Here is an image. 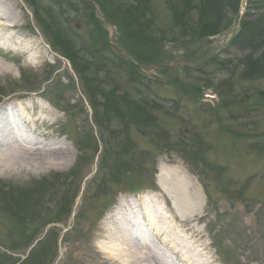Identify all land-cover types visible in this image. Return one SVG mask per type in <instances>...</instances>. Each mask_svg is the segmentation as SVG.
Instances as JSON below:
<instances>
[{
  "label": "rangeland",
  "instance_id": "1",
  "mask_svg": "<svg viewBox=\"0 0 264 264\" xmlns=\"http://www.w3.org/2000/svg\"><path fill=\"white\" fill-rule=\"evenodd\" d=\"M2 1L10 3L13 10L12 20L21 25L17 26L18 30L12 32L16 43L25 47L26 42L33 48L38 47L36 52H41L42 57L38 64H33L25 58L15 59L0 55V62L13 70V73H0V104H8L16 95L29 97L42 94L55 107V113L60 116L58 119L62 126L60 130L48 131L52 133L49 136L40 135L42 145L62 142L70 148L73 155L59 168L46 162L29 164L22 161L20 156L16 159L21 160V164L18 165L17 162L11 170L0 164V264L7 261L3 259L4 249L12 246V251L17 250L16 258H21L25 252L27 254L28 245L32 244L28 238L38 235L43 239L48 230V236L46 235L37 250L38 253L34 255L33 264H123L112 258H102L98 250L108 247L107 250L110 251L112 248L116 250L124 246L95 241L93 233L96 228H91L90 221L86 218H94L96 215L98 217L105 206L110 204L108 202L113 196L115 200L122 192L123 196L128 197L129 193L125 191L124 184L117 185L121 180L131 179L135 187L138 188L139 185L144 190L152 182L153 186L157 187L158 174L165 177L164 189L175 197L177 211H183L184 203L178 196V182L175 180V170L178 167L188 173L205 170L209 191L207 193L200 188L202 193H199V198L202 199L203 206L199 205L197 211L201 214L197 216L198 212L194 214V210L187 211L186 208L181 214L185 219H182V216L176 218V224L188 231L196 228L202 232L201 237L210 243L211 254H215L221 264L225 261L229 264H264V138L253 136L254 133L258 136L264 132V111H242L238 104L231 105V96L226 93L225 96H219L215 106L218 107L216 116L213 111L215 107H211L204 100L201 101V98L193 99L190 96L194 89L206 88L208 84L215 91L219 86H232L237 101L242 92L264 90V79L247 74L253 69V60L261 58L264 62V42L261 44L263 46H259L258 42L255 45L254 42L247 44L244 49L226 48L227 40L235 38L237 34L244 38L249 32H253V28L257 32L261 30L264 34V24L260 19L256 20L259 17V11L253 6L256 2L252 1V6L247 0H219L213 3L212 11H209V8L206 11L210 15H219L212 19L215 23L222 24V34L209 41L200 37L193 38L186 44L185 40H182L186 36L185 33L181 36L185 28L169 30L172 27V19L168 15V0H154L156 11L148 10L149 6L145 0L144 4L141 1L139 5L132 0L94 2L96 17L100 22L108 23L104 25V29L107 30L108 42L112 46H115V39H121L118 33L122 32L125 34L122 41L129 45L144 44L145 38L149 37L158 40L164 37L161 51L165 55L160 60L163 62L162 67L157 63L154 67L156 72L136 71L137 75L145 74L146 77L135 80L136 78H132L137 75L129 76L130 73L114 57L111 60H116V67L107 63V66L101 69V64L106 62V58L98 59L99 54L92 50L88 19L91 9L86 6V0H51L53 4L48 0H33L29 4H24L25 0ZM171 2L173 0H169V6ZM138 6L142 8L138 18V13L134 15L136 26L131 30L123 27L125 30L121 32L117 24L123 26L124 23H129V10ZM261 7L264 8V5ZM236 13L241 16L240 21L246 17V20L242 21L246 23L245 29H240L239 23L235 25ZM79 22L85 25L84 28ZM137 22L146 30L141 32ZM233 23L235 26L229 28V24ZM69 28L75 35L74 39L69 34ZM104 29L101 27L98 30L99 35H106V32L102 31ZM141 33L145 34L141 36ZM188 38L191 39L190 35ZM49 43L55 46L56 51L61 54L64 52L65 58L75 57L77 59L74 62L80 67L84 66L87 74L82 70L81 79L85 81L82 83L87 91L89 86L86 82L97 84L95 79H99L103 84V89L99 91L105 94L115 93L118 98L123 95L122 102L118 99L121 103L116 102L113 105L107 101V107L103 105L107 98L99 96L101 126L93 123V111L89 103H86L87 96L82 94L84 91L81 79L78 78L77 81L68 60H57L56 54L51 50L48 61L52 63H44L48 57ZM182 44L188 46L187 50L191 47L188 54ZM192 44L196 45L193 47ZM93 47L95 51L97 48L102 49L103 39L100 38L99 44L94 41ZM90 49L94 63L91 67L87 66L91 64V59L87 56ZM187 60L189 68L186 69L181 64L186 65ZM222 61L229 63L219 67L217 62ZM96 65H99V68H96ZM117 67L122 70H117ZM106 72L109 73V80H106ZM175 79L178 82L175 83ZM192 89V93L187 95ZM222 98H225L224 102L228 105H222ZM131 101L138 102L142 108L148 110L145 113L156 119L155 128L149 131L140 129V108L135 111L137 117L130 112ZM117 111L118 114L121 113L124 121L117 118ZM81 112L84 115L80 117ZM108 116L112 118L109 119ZM108 119L109 122H106ZM65 123L67 124L64 126ZM65 130L67 137H63ZM157 132L160 135L158 141L161 139L158 143ZM195 135L198 137L195 138ZM162 144L172 148V151L160 150L159 145ZM238 148H242L251 157H246L241 151L232 152ZM97 149L99 154L95 156ZM202 150L205 158L204 168L200 161ZM142 151L147 152L144 159L139 155ZM189 159H195L196 163H190ZM98 166L100 168L97 171ZM18 167L22 172L14 171ZM215 167L221 168L223 178L215 175L213 179L210 172H213ZM167 173L169 178L166 177ZM115 174L120 176L117 180L114 179ZM91 176H94L93 180H88ZM184 182L189 184V188L192 187L187 178H184ZM196 182L201 187L200 180ZM155 194H159L157 190ZM189 196L195 199V194ZM156 204L155 201L154 206ZM56 210L61 217L54 219L55 223L45 221L52 219ZM51 211L53 213H50ZM80 212L82 217L77 216ZM47 213H50L48 217ZM19 228L22 229L23 235L16 237ZM161 237H156L154 233L142 236V242L151 247L156 258L172 254ZM13 244L19 249L14 248ZM136 248L143 250L141 245ZM228 249L232 251V255L229 251L227 254L222 253ZM10 259L8 264L17 260L13 256Z\"/></svg>",
  "mask_w": 264,
  "mask_h": 264
},
{
  "label": "bare ground",
  "instance_id": "2",
  "mask_svg": "<svg viewBox=\"0 0 264 264\" xmlns=\"http://www.w3.org/2000/svg\"><path fill=\"white\" fill-rule=\"evenodd\" d=\"M12 12V8L4 1L0 0V47H5L7 44L9 45V43H16L14 36H12V31L16 28L15 20H12ZM24 44H26L24 46L28 51L31 52L28 54L29 61L36 64L39 61V54H35L34 49L30 45L27 43ZM4 64L5 63L0 62V73H13L12 68L4 66ZM42 113L45 114L44 112ZM41 119L47 122L50 121L47 116L46 118L41 116ZM38 120H40L39 117ZM33 122L34 120H32V123ZM26 124H31V117L27 112L26 106L23 104L17 106L14 104H10L9 106L0 105V164L5 165L11 170L17 162L18 165L21 164V160L17 161L16 159L20 156L22 161H26V163L29 164L39 162V164H41L46 162L51 163L55 168H59L67 163L66 160L68 157H72L73 153L70 148L64 146L61 142L50 143L48 144L49 146H44L42 144H37L40 142L39 140H34L35 142H33V140L31 141V139H33L31 136L32 131ZM14 171L18 173L22 172L20 167L16 168ZM179 176H181L180 172ZM179 179L181 180L182 178ZM179 179L176 181L178 182L177 191L178 196L184 203V209L183 211H177L178 218L182 216L181 214L185 212L186 208L187 211L194 210V214L198 212V206L189 196L190 193L197 194L198 191L196 187L192 186L189 188V184L182 183V181L179 184ZM184 194H187V196H184ZM170 197L173 200V196ZM195 199L198 200L199 196H195ZM129 207L130 205L128 202L124 203V208L128 209ZM146 213L149 218L148 227L154 228L162 235V241L168 247L170 253H172V257L171 255H166L164 259L160 255L162 258H156L149 247L143 246V252L136 248V244L134 246L131 243L130 245L132 246H126V248L116 250L112 248L108 251L110 258L115 261H121L123 264H152L151 262H153V264H217L208 249L207 239L201 237L202 232L195 229L193 231H188L177 224L171 227L167 222V219L171 217V215L165 214V212L161 209L159 210V208L158 212L155 214L153 213L152 216L150 213V205H147ZM134 216L138 218L137 215ZM176 217L175 214L172 215L173 220L176 219ZM109 218L113 219V224L116 222H124L116 215H111ZM182 219H185L184 216H182ZM158 223L159 225L160 223L162 224L161 227H159ZM162 226H164V228H162ZM133 227L139 228L141 224L135 222ZM133 227L130 224L125 232L129 230L128 228L133 229Z\"/></svg>",
  "mask_w": 264,
  "mask_h": 264
},
{
  "label": "trees",
  "instance_id": "3",
  "mask_svg": "<svg viewBox=\"0 0 264 264\" xmlns=\"http://www.w3.org/2000/svg\"><path fill=\"white\" fill-rule=\"evenodd\" d=\"M190 2H193V0H186V2H184L183 6H182V3H179V5H177L175 7H177V9H182L184 11L185 9H188L191 7L189 5V4H191ZM203 3L204 2H202V4ZM207 8H209V11H210V9H211L210 7L200 6L199 10H200V12L203 11L204 14L198 18L199 21L194 23V25L189 24L190 23L189 20L186 21V20H183L182 18H178L177 15L174 13V19L176 22V26L179 25L180 30L188 26V29H189L188 34H190L191 36L196 34L197 36H199V37L202 36L203 38H207L209 36H212V35L219 33L221 31V25L222 24H220V23L217 24L212 19V17H214V16L218 17L219 15H217V16L216 15H210L206 11ZM211 11H212V9H211ZM191 20H193V19H191ZM184 33L187 34V32H184ZM243 41H244V39H241L240 37L238 39H235V43H242ZM145 42L146 43L144 45V51H148L150 48V45H151V49H152V51H150V59H151L153 56H155L157 54V50H159L158 39L149 37V38H145ZM162 42L163 41L161 40L160 44H162ZM262 43L260 42L258 44L257 42H255L254 44L255 45L258 44L260 46ZM261 46H263V45H261ZM137 47H138V45H137ZM262 60L263 59L254 60L252 62L251 68L255 69V73L259 74V73L264 72V62ZM260 62H262V64ZM260 64H261V66H260Z\"/></svg>",
  "mask_w": 264,
  "mask_h": 264
},
{
  "label": "water",
  "instance_id": "4",
  "mask_svg": "<svg viewBox=\"0 0 264 264\" xmlns=\"http://www.w3.org/2000/svg\"><path fill=\"white\" fill-rule=\"evenodd\" d=\"M262 101L264 103V94L263 93H258L256 95H254L251 100L250 103L254 104V103H258Z\"/></svg>",
  "mask_w": 264,
  "mask_h": 264
}]
</instances>
